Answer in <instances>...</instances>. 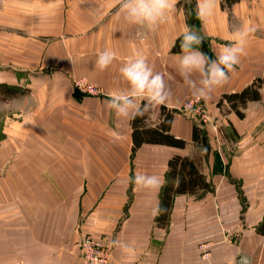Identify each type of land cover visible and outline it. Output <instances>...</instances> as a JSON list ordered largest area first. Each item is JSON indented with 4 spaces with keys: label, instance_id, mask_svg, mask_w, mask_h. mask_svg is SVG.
Listing matches in <instances>:
<instances>
[{
    "label": "crops",
    "instance_id": "0c3cea01",
    "mask_svg": "<svg viewBox=\"0 0 264 264\" xmlns=\"http://www.w3.org/2000/svg\"><path fill=\"white\" fill-rule=\"evenodd\" d=\"M194 5L196 0H178L173 18L149 32L118 19V5L112 0H0V99L10 103L22 95L25 33L28 69L48 74L31 80L28 94L37 102L40 92L43 99L32 107L29 118H44L45 133L63 134L65 127L99 128L112 136L104 145L95 144L94 155L88 157L78 150L75 156H66L63 151L68 147L58 140L50 149L58 153L31 158V165L37 167H60L50 178L34 177L36 188L50 192L57 209L52 210V218L50 210L45 211V225H3L0 264H85L77 248L85 235L111 245V264H264V88L260 100L242 109L243 118L227 102V113L216 107L224 95L240 93L256 79H264V0H238L231 5L219 0L216 15L207 24L199 20V26L189 24ZM244 24L255 28L246 55L228 74V81L203 98L216 107V125L205 128L209 152L193 141L194 121L175 115L169 134L185 141L184 148L144 143L134 154L132 119L117 118L106 107L110 92L127 87L120 67L140 52L163 75L171 93L167 105L140 102L146 127L157 128L163 121L162 108L178 110L195 98L176 71L182 39L177 37L185 26L203 37L215 59L231 42L233 31ZM105 49L115 51L117 57L101 72L95 60ZM199 50L203 52L200 45ZM82 78L99 87L102 95L75 94L72 81ZM151 116L155 124H149ZM177 156L196 159L212 190L178 195L168 222L162 224L153 208L161 206L169 163ZM5 164L0 158V165ZM137 174L162 176L165 183L158 192L140 189L132 183ZM69 199L71 208L66 210ZM67 214H74L70 221L74 225L49 224L64 221ZM117 241L129 245L134 254L123 253Z\"/></svg>",
    "mask_w": 264,
    "mask_h": 264
},
{
    "label": "rangeland",
    "instance_id": "374dc122",
    "mask_svg": "<svg viewBox=\"0 0 264 264\" xmlns=\"http://www.w3.org/2000/svg\"><path fill=\"white\" fill-rule=\"evenodd\" d=\"M22 22V25L28 24V22ZM24 34L25 33H22V95L17 101L10 103L3 102L0 99V158L2 159L4 157L6 162L5 165H0L1 233L3 232V225L48 224V221H46L47 215L44 214L45 211L50 210L47 211L50 216L53 213L52 210L57 209V204H54L55 199H52L53 197H51L52 195L50 192L47 193L44 191V188H36L38 183L37 181L34 182V177L35 175H42L50 178L49 175L52 174V171L57 168L60 169V167L51 165L37 167L31 165V158L40 159L52 157V155L58 153V151H52L50 149H52V144L57 143L58 140L68 147V150H64L63 152L66 156L70 157L75 156L77 150L85 155V157L94 155L93 153L95 150L92 147H94L95 144L97 145L99 143L100 145H104L105 143L112 141V136L100 133L98 131L99 128H97V130L78 131L76 128L74 129L70 127L68 129V127H65L66 129H63V134L45 133L46 127L44 124V118H37V121L29 118V112L32 107L34 108L35 104L39 105V102L43 99L40 92H37L36 94L37 102H35V98L30 96V93L28 94L31 80L45 77L48 74L45 75V70L28 69L31 63L28 60V53H23L24 44L28 42V37L24 36ZM49 76L51 77V74H49ZM79 80L80 79H73L72 81L75 94L80 93L83 94V96L98 97L80 91L76 86V83ZM32 88L35 89L36 86L35 88L34 86ZM42 88L44 87L42 86ZM39 89L40 87L37 88L38 91ZM33 97H35L34 91ZM189 104L193 106L190 108L188 107ZM211 107V103L205 102L203 98L195 97L183 102L180 109L167 111L171 112L172 116L181 115L187 119H191L196 124V127L202 130L205 135V128L207 126H210L212 123L216 125L213 109L219 107L221 113H227L228 111L224 105L222 107L219 105L215 108ZM148 120L149 124H155L154 117L151 116ZM71 147H74L75 149L73 150ZM77 147L80 149H77ZM16 158L19 159L18 161L20 164H14ZM131 159L132 157L129 158L132 165L133 159ZM70 202L71 199L65 201L64 208L66 210L71 208ZM46 207L48 209H46ZM124 214V217L126 218L128 215L127 211H124ZM52 217L54 216H50V218ZM74 218V214H67L65 215L64 221L58 222L54 220V222H50L49 224L74 225L71 223ZM78 253L82 256L79 249Z\"/></svg>",
    "mask_w": 264,
    "mask_h": 264
},
{
    "label": "clouds",
    "instance_id": "9594fccd",
    "mask_svg": "<svg viewBox=\"0 0 264 264\" xmlns=\"http://www.w3.org/2000/svg\"><path fill=\"white\" fill-rule=\"evenodd\" d=\"M178 0H112L118 5L117 18H123L131 25H137L149 32H155L161 24L169 22L176 11ZM219 0H196V17L207 24L218 9ZM255 28L249 24L237 27L231 36V42L224 45L211 59L199 50L203 37L194 29L185 26L183 32L177 37L181 39V53L177 54L176 71L183 79L185 85L192 90L198 98L207 97L216 87L222 86L229 79V73L234 72L240 58L246 55V47ZM117 53L105 49L98 53L95 67L101 72L112 65ZM121 80L127 85L125 89L114 90L109 93L106 107L114 110L117 118L135 119L142 115V101L152 107L166 106L171 93L163 75L154 71L149 65L147 57L136 52L129 57L119 69ZM198 76V80L194 79ZM137 188L158 192L165 181L162 176L137 174L132 179ZM165 211L157 205L153 208V215ZM121 251L133 255V249L120 242Z\"/></svg>",
    "mask_w": 264,
    "mask_h": 264
},
{
    "label": "trees",
    "instance_id": "16d2710c",
    "mask_svg": "<svg viewBox=\"0 0 264 264\" xmlns=\"http://www.w3.org/2000/svg\"><path fill=\"white\" fill-rule=\"evenodd\" d=\"M238 0H226L228 5ZM194 15L189 17V24L191 26H199V19L196 17L195 9L196 5L193 6ZM209 44L202 41L200 46L207 56L212 59ZM179 44L175 47L177 48ZM264 88V79H256V81L248 86L240 93L226 94L223 96L219 103L222 107L224 103H228L231 109L238 114L241 118L244 117L242 109L247 106L251 101H258L261 99L260 90ZM143 114L136 116L132 119L134 128L133 133V153L144 144H161L168 145L171 147L184 148L186 146L185 141L176 139L174 136L169 134L173 116L171 112H168L165 108H162L163 121L157 128L146 127V111L145 107L141 108ZM193 141L196 144H201L207 152L210 150L208 139L204 135L203 131L197 127H194ZM167 176L166 187L162 195L161 206L165 211L160 213L158 221L162 224H166L171 214V210L174 204V200L178 195H196L199 192L211 191L212 185L207 181L205 175L202 173L200 165L196 159L188 157H174L169 163V172Z\"/></svg>",
    "mask_w": 264,
    "mask_h": 264
},
{
    "label": "built area",
    "instance_id": "2783aa9c",
    "mask_svg": "<svg viewBox=\"0 0 264 264\" xmlns=\"http://www.w3.org/2000/svg\"><path fill=\"white\" fill-rule=\"evenodd\" d=\"M77 88L83 93H88L91 96L102 95V90L88 83L85 79H80L76 83ZM193 105H188L192 107ZM77 248L81 251L85 264H111L112 263V248L111 245L103 240L96 239L92 236H85L77 244Z\"/></svg>",
    "mask_w": 264,
    "mask_h": 264
}]
</instances>
